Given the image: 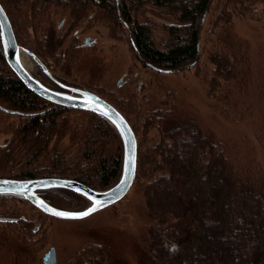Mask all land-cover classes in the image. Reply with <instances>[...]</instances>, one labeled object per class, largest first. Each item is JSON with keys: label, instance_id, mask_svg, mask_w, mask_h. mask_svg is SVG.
<instances>
[{"label": "trees", "instance_id": "trees-1", "mask_svg": "<svg viewBox=\"0 0 264 264\" xmlns=\"http://www.w3.org/2000/svg\"><path fill=\"white\" fill-rule=\"evenodd\" d=\"M224 1L226 4L211 23L217 50L210 57L215 69L208 81V97L213 99V108L234 119L236 109L247 101V95L232 94L236 86L245 83L248 51L243 40L232 32L230 13L233 14L237 6H248L256 0ZM0 2L17 35L19 27L15 23V13L22 15L25 11L32 28L38 34L44 33L37 48L28 47L43 61L46 57L57 59L56 53L61 55L60 60L63 59L67 34L58 35L51 18L52 13L63 12L71 20L69 31L94 19L105 24L112 39H122L126 35L143 68L159 74L181 72L198 59L203 16L210 11L213 0H119L118 4L116 0ZM145 4L167 9L173 15L174 22L163 27L166 36L160 45L154 37L155 23L142 22L138 18ZM241 15L243 13L236 16ZM18 39L21 42V36ZM84 52L75 40L70 42L65 65L77 61ZM0 62L3 68L0 99L12 109L30 113L21 116L13 145L4 149L0 157L2 163L12 167L17 152L16 155H21L18 157L20 164L25 161L24 166L14 173L16 175L4 173L0 178H68L95 190L114 185L122 171L123 153L112 126L94 113L48 103L22 83L1 51ZM90 88L124 115L137 137L136 182L142 185L148 215V242L137 264H264V165L255 149L243 143L230 145L209 134L200 121L179 105L175 95H166L148 104L137 100L135 95L110 97ZM72 112L80 115L81 125L74 139L82 147L76 158L67 159L48 148L56 136L67 130L66 115ZM240 117L244 119L243 114ZM154 129L157 138L146 147V138ZM261 143L264 151V134ZM40 195L61 209H72L79 199L74 193L58 188L41 191ZM14 200L28 203L17 196H0V208ZM7 213L1 216L9 217ZM43 218L49 217L40 213L37 220ZM33 219L21 218L19 229L15 231L24 250L36 257L43 252L47 239L34 231ZM4 224L10 228L15 225ZM5 231L7 233V229ZM58 264L128 263L120 260L106 242H89Z\"/></svg>", "mask_w": 264, "mask_h": 264}, {"label": "rangeland", "instance_id": "rangeland-1", "mask_svg": "<svg viewBox=\"0 0 264 264\" xmlns=\"http://www.w3.org/2000/svg\"><path fill=\"white\" fill-rule=\"evenodd\" d=\"M224 3V0H213L210 11L203 16L199 64L188 66L181 72L155 74L151 69L143 68L135 58L127 36L122 39H112L101 21L89 19L77 27L76 31H69L71 20L63 12L51 14V18L55 21L56 33L62 37L67 34L63 50L73 40L77 43L76 39L83 45L88 36L93 37L96 42L90 47L83 46L84 54L77 61L73 60L67 65L64 63V58L60 60L61 55L59 56L58 53L55 55L58 56L57 59L46 57L45 60L47 64L52 65L57 74L52 72L58 79L60 77L68 79L77 84L73 86L90 91L92 89L90 87H94L110 97L135 95L137 100L149 104L150 101L156 102L166 98V95H175L179 105L187 109L188 115L200 121L209 134L230 145L243 143L252 147L260 163L264 165L261 143L264 134V0H256L248 6H237L234 10L230 8L234 12L230 13L233 19L232 32L243 40L248 51L245 83L236 86L232 94L247 95V101L243 107L236 109L234 119L227 118L221 111L213 108L211 105L213 99L208 97V81L215 69L210 57L217 50L211 23ZM241 13L243 15L236 16ZM15 16V23L21 34V43L29 48H37L42 42L44 33L38 34L32 28L27 11L22 15L15 13ZM138 16L142 22L155 23L154 37L159 45L166 36L164 25L174 22L173 15L167 9L150 4H145ZM27 56L33 63L34 76L46 85L58 89L46 76L38 72L36 63L29 55ZM62 68L64 72L61 71ZM2 69L0 62V73ZM241 114L244 115V119L240 117ZM21 116L0 113V157L4 149L13 145L16 131L21 124ZM79 117L80 115L73 112L66 115L67 130L53 139L48 148L50 152H60L67 159L76 158L82 147L81 143L74 139L76 129L81 125ZM156 138L157 131L154 129L148 134L145 146H150ZM16 153L15 156L13 154L15 161L12 167L6 166L0 160V174H14L24 166L25 161L20 164L21 155ZM77 197L79 199L71 210H82L87 205L84 199ZM8 211L13 212L7 213ZM5 213L8 218L17 219V222L11 228L7 224L0 223V264H42L44 254L51 247L57 251L58 262L63 263L71 252L89 242H106L120 260L128 264H137L148 242V215L144 207L142 185L136 180L123 200L84 219L61 220L49 217L38 221L41 212L34 210L30 203L18 200L10 201L4 208H0V216ZM26 217L34 218V229L39 228L35 232L38 235H45L47 239L43 252L36 257H32L34 254L29 255L24 250L15 231L19 229L20 219Z\"/></svg>", "mask_w": 264, "mask_h": 264}, {"label": "water", "instance_id": "water-1", "mask_svg": "<svg viewBox=\"0 0 264 264\" xmlns=\"http://www.w3.org/2000/svg\"><path fill=\"white\" fill-rule=\"evenodd\" d=\"M116 2L118 4L119 0H116ZM0 10H2L0 12V40L3 54L8 66L22 83L32 93L48 103L69 109L91 112L103 118L115 130L123 148V164L120 177L115 185L107 189L95 190L81 182L67 178H0V196L13 195L21 197L43 214L61 220L84 219L123 200L133 187L137 176L138 141L129 121L117 108L99 95L84 88L61 83L32 52L19 45L10 18L1 3ZM23 52L29 54L43 68L44 72L59 86V89L46 85L24 67L21 61ZM199 52L200 43H198ZM198 60L199 56L189 67L196 65ZM166 72L171 73L172 71ZM18 113L23 115L30 114L24 112ZM56 188L68 190L81 197L87 202L86 207L82 210L57 208L40 195V191ZM92 208H95V211H91L87 216H80L81 213L89 211ZM55 213H64L65 215L61 216ZM16 221L17 219L14 218L0 216V222L2 223ZM42 264H58L57 251L54 247H51L44 254Z\"/></svg>", "mask_w": 264, "mask_h": 264}, {"label": "flooded vegetation", "instance_id": "flooded-vegetation-1", "mask_svg": "<svg viewBox=\"0 0 264 264\" xmlns=\"http://www.w3.org/2000/svg\"><path fill=\"white\" fill-rule=\"evenodd\" d=\"M1 3V2H0ZM3 6V5H2ZM5 9V8H4ZM8 14V13H7ZM9 16V15H8ZM10 18V17H9ZM10 21H11V19H10ZM11 23H12V21H11ZM12 26H13V24H12ZM14 28V27H13ZM59 28H61V25L59 26ZM77 28V27H76ZM75 28V30L74 31H76L77 29ZM14 32H15V30H14ZM75 34H77V33H75ZM15 35H16V38H17V41H18V43H19V45L21 46V47H23V48H25V49H27V50H29L30 52H32L41 62H42V64L48 69V71L49 72H51L52 74H53V68H52V65H50V64H47V61L45 60V61H43L41 58H39L31 49H29L28 47H26V46H24V45H22V43L19 41V39H18V36H21V34L19 33L18 35L15 33ZM76 41H77V47H82L83 49H84V47L83 46H85V47H90V46H92V45H94L95 44V42H96V40L93 38V37H90V36H88V37H86V39H85V41H84V44L83 45H81V44H79L78 43V40L76 39ZM0 47H1V52H2V54H3V48H2V44H1V40H0ZM65 51H64V53H63V58H64V60H65V54H66V49H64ZM24 54H26V55H29V54H27V53H25V52H23ZM3 56H4V54H3ZM30 56V55H29ZM31 57V56H30ZM5 58V57H4ZM32 58V57H31ZM48 58V57H47ZM33 59V58H32ZM50 59V58H49ZM5 61H6V59H5ZM33 61L35 62V60L33 59ZM7 63V62H6ZM36 63V62H35ZM8 65V64H7ZM36 65L38 66V72L39 73H42L44 76H46L53 84H55V85H57L56 83H55V81L54 80H52L45 72H44V70H43V68L42 67H40L37 63H36ZM11 69V68H10ZM52 69V70H51ZM14 73V72H13ZM54 75V74H53ZM56 77V76H55ZM57 78V77H56ZM58 79V78H57ZM61 83H63V84H66V85H68V86H73V85H70V84H68V83H64V82H62L61 81V79H58ZM57 87H58V89H59V86L57 85ZM73 87H78V86H73ZM6 110H9V111H6ZM6 112V113H5ZM18 112H21V111H19V110H16V109H12V108H10V107H8L7 106V104L2 100V99H0V113L1 114H19V116H21V114L20 113H18ZM25 116V115H24ZM14 179V178H13ZM36 230V229H35Z\"/></svg>", "mask_w": 264, "mask_h": 264}, {"label": "bare ground", "instance_id": "bare-ground-1", "mask_svg": "<svg viewBox=\"0 0 264 264\" xmlns=\"http://www.w3.org/2000/svg\"><path fill=\"white\" fill-rule=\"evenodd\" d=\"M21 61H22V64L24 65V67L31 73L33 74V63L32 61L30 60V58L22 53L21 55Z\"/></svg>", "mask_w": 264, "mask_h": 264}, {"label": "snow or ice", "instance_id": "snow-or-ice-1", "mask_svg": "<svg viewBox=\"0 0 264 264\" xmlns=\"http://www.w3.org/2000/svg\"><path fill=\"white\" fill-rule=\"evenodd\" d=\"M0 12H2V10H0ZM91 211H95V208L89 209V211L81 213L80 216H87V215L90 214ZM55 214L56 215H61V216L65 215L64 213H55Z\"/></svg>", "mask_w": 264, "mask_h": 264}]
</instances>
